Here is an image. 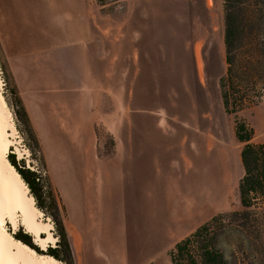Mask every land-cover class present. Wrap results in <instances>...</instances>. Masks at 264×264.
<instances>
[{"label": "rangeland", "instance_id": "rangeland-1", "mask_svg": "<svg viewBox=\"0 0 264 264\" xmlns=\"http://www.w3.org/2000/svg\"><path fill=\"white\" fill-rule=\"evenodd\" d=\"M105 1L101 6L95 0H0V91L7 120L13 123V130L6 127L12 140L6 155L13 152L26 168L40 169L50 184L74 264H121L120 254L122 264H171L174 244L163 248L166 239L152 238L147 211L138 207L142 187L129 196L127 180L124 190L122 179L114 184L106 176L96 197L94 186L89 193L84 190L83 181L87 186L98 183L93 169H84V164L112 156L116 144H123L124 128H132L135 140L140 131L154 139L153 131L168 129L174 132L167 139L173 148L163 160L183 150L189 165L193 163L187 184L180 182L183 190L189 189L198 201L224 203L212 206L204 223L221 212L240 210L236 188L243 173L242 143L235 137V123L245 122L254 132L253 141L264 142V88L237 114L225 111L219 87L227 66L223 0ZM80 50L94 59V78L89 74L87 84L76 73ZM11 85L28 114L42 161L32 153V142L15 113ZM81 104H88L87 124L80 116ZM143 160L150 161L147 156ZM101 169L107 173L112 167L107 161ZM26 193L31 195L29 189ZM123 194L133 205L121 215ZM38 209V219L51 223L54 238L46 246L36 243L19 211L17 228L7 217L4 226L12 236L22 228L31 235L34 250L45 254L47 246H56L57 231L50 214ZM90 209L99 225H92ZM208 232L227 264H264V234L262 242L255 240L228 218L214 221ZM190 250L198 263L196 249ZM57 260L55 264H66Z\"/></svg>", "mask_w": 264, "mask_h": 264}, {"label": "trees", "instance_id": "trees-1", "mask_svg": "<svg viewBox=\"0 0 264 264\" xmlns=\"http://www.w3.org/2000/svg\"><path fill=\"white\" fill-rule=\"evenodd\" d=\"M101 6L105 0H95ZM116 2L118 0H112ZM224 8V47L226 72L219 78L222 104L227 113L237 114L254 102L264 88V0H223ZM7 76V74H6ZM15 113L23 124L32 145L30 149L38 154L42 161L40 145L32 128L28 114L11 85ZM235 137L242 143L239 151L243 169L237 182V195L240 210L221 212L211 217L210 222L203 223L190 235L176 242L169 251L171 264H227L222 252L212 246V237L208 235L210 224L218 219L228 218L235 221L254 239L264 234V142L253 141V130L245 122L235 123ZM10 152L7 159L19 173L35 199L38 208L50 214L56 227V246H47L44 253L66 264H74L67 232L61 218V208L53 189L42 175L40 169L34 170L24 166V161L15 160ZM207 233V234H206ZM16 240L31 249H36L31 242V235L22 228L13 233ZM264 239V238H263ZM198 253L196 257L189 247Z\"/></svg>", "mask_w": 264, "mask_h": 264}, {"label": "crops", "instance_id": "crops-1", "mask_svg": "<svg viewBox=\"0 0 264 264\" xmlns=\"http://www.w3.org/2000/svg\"><path fill=\"white\" fill-rule=\"evenodd\" d=\"M81 56V64L79 66L78 79L81 77V81L87 84V78L90 74V78H94L93 71L94 67L90 65L94 61L92 53L79 51ZM87 66V67H86ZM67 78L70 77V74L66 75ZM92 82V80H91ZM79 83V82H77ZM66 86V85H65ZM69 86V85H68ZM68 88V87H67ZM69 91L76 90V85L70 87ZM80 94V93H79ZM80 99V97H79ZM68 106L69 103L65 101ZM81 101H78V104ZM83 103V102H82ZM88 104H81V117L86 123L85 111ZM71 108V107H70ZM89 108V107H88ZM72 118L76 119L73 115L71 108ZM87 124V123H86ZM90 126L88 125V129ZM154 139L145 138L144 132H139V139L135 140L134 132L132 128H124L122 131L123 144L119 147L116 144L112 156L107 159H101L97 162H93L92 165H86L84 169L90 168L93 169L92 174L98 177V183L95 185L93 182L87 186L86 181L84 183V190L89 193L92 186H94L96 197L100 196V191L102 189V184L106 176L114 182V184L122 179L123 188L125 190V181L128 182L129 196L133 192H137V186L142 187V197L143 199L139 202L140 212L143 210L147 211V220L145 221L148 226V231L152 233V238L157 239H166L168 244L163 245V248L169 247L172 244H175L180 239L184 238L187 234L196 229L199 225L203 224L208 217L211 216V207L214 208L217 206L223 205L222 203L216 202H205L204 200L198 201L195 200L194 196L189 192L183 190V187L180 185V182H188L189 170H193L191 163L189 165V156L182 150L181 153H177V157H170L168 161L163 159L168 158L170 155H166V152H169L173 147L172 145H167L170 143L169 139L173 136V131L156 129L153 131ZM116 141V135L114 134ZM179 140V139H178ZM175 141L176 144L179 142ZM181 148L184 149L185 141L181 142ZM179 146V145H178ZM151 152L148 155V152ZM150 160L148 163H143L140 160L144 161L143 158ZM178 158V159H176ZM109 162L112 167V170L104 173L101 169V166L105 162ZM146 162V161H144ZM182 177V180L178 174ZM224 172V171H223ZM181 180V181H180ZM223 180L227 182L224 173ZM112 186V185H111ZM125 194L120 201L119 208H121V215L126 213V210L133 205L130 202H126ZM138 196L139 195L138 193ZM135 197V196H134ZM141 197V198H142ZM227 198V196H226ZM132 199V197H131ZM133 200V199H132ZM226 201V199H225ZM137 201L134 199V203ZM135 206V204H134ZM221 209L215 210L214 212L220 211ZM128 211V212H129ZM213 212V213H214ZM93 219L92 225H99V221H96V213H93V210L90 209L89 213ZM142 214V213H141ZM122 227V222L120 228ZM122 230V228H121ZM94 241V240H93ZM120 263L125 262L124 257L121 256L118 258Z\"/></svg>", "mask_w": 264, "mask_h": 264}, {"label": "bare ground", "instance_id": "bare-ground-1", "mask_svg": "<svg viewBox=\"0 0 264 264\" xmlns=\"http://www.w3.org/2000/svg\"><path fill=\"white\" fill-rule=\"evenodd\" d=\"M6 114V102L0 91V264H55L58 261L56 258L37 253L16 240L4 226L7 217L16 229V212L19 211L21 223L34 233L37 244L46 246L47 240L54 238L50 232L51 223L38 219L41 211L34 205L33 197L26 193L27 186L7 159L6 152L12 140L8 137L6 127H12L13 123L7 120ZM43 232L47 233L46 237L40 235Z\"/></svg>", "mask_w": 264, "mask_h": 264}]
</instances>
